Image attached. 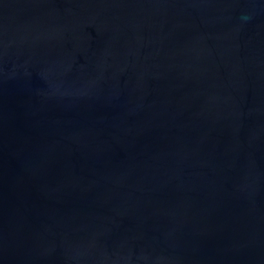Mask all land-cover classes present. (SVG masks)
<instances>
[{"label":"water","instance_id":"95a60500","mask_svg":"<svg viewBox=\"0 0 264 264\" xmlns=\"http://www.w3.org/2000/svg\"><path fill=\"white\" fill-rule=\"evenodd\" d=\"M0 264H264V0H0Z\"/></svg>","mask_w":264,"mask_h":264}]
</instances>
